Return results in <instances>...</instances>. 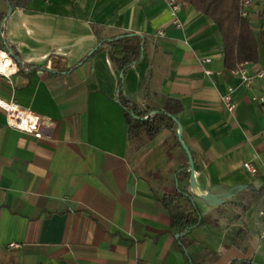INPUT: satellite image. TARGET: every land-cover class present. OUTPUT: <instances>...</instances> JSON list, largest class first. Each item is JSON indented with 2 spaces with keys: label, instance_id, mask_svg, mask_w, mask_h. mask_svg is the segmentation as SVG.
<instances>
[{
  "label": "crops",
  "instance_id": "obj_1",
  "mask_svg": "<svg viewBox=\"0 0 264 264\" xmlns=\"http://www.w3.org/2000/svg\"><path fill=\"white\" fill-rule=\"evenodd\" d=\"M180 4L179 27L168 0H0V52L9 55L8 42L32 67L7 57L19 71L0 75V100L57 124L51 139L34 141L9 128L0 108V264H189L162 202L177 177L211 218L187 236L218 256L206 264H264V111L253 100L264 97V80L244 88L225 66L218 27ZM258 15L262 29L251 28L260 36V6ZM127 33L144 35L146 51L121 100L179 101L195 187L172 131L130 146L116 100L122 74L107 51L83 63L101 40ZM246 68H264V48ZM229 89L234 113L223 104Z\"/></svg>",
  "mask_w": 264,
  "mask_h": 264
},
{
  "label": "trees",
  "instance_id": "obj_2",
  "mask_svg": "<svg viewBox=\"0 0 264 264\" xmlns=\"http://www.w3.org/2000/svg\"><path fill=\"white\" fill-rule=\"evenodd\" d=\"M190 5L205 17L209 18L218 27L224 45L225 66L230 71L240 70L243 64H257L260 59V50L264 48V33L257 36L248 21L240 15V0H179ZM11 7L14 4L11 1ZM7 52L24 70L32 69L23 63L20 55L14 48L5 42ZM106 50L110 60L121 71L119 89L116 100L124 110L128 125V139L133 149H141L148 141L156 138L165 130L172 131L176 136L179 130L177 114L182 107L179 101L171 97L155 96L161 99V104L148 106L135 104L132 99L121 100L122 85L127 71L139 64L146 51V37L139 34H123L111 39L101 40L83 60L87 62L94 55ZM148 92L145 83L141 89ZM143 91V92H144ZM186 171H189V160L186 159ZM187 176V174L185 175ZM177 188L173 194L165 195L162 202L170 213L172 231L175 233L189 264L213 263L218 259L203 246L187 238L195 228L205 226L211 222L210 217L202 216L191 191L181 189L180 178L177 177ZM204 255L200 260L191 254L192 249ZM232 264H258L253 260L236 261Z\"/></svg>",
  "mask_w": 264,
  "mask_h": 264
},
{
  "label": "built area",
  "instance_id": "obj_3",
  "mask_svg": "<svg viewBox=\"0 0 264 264\" xmlns=\"http://www.w3.org/2000/svg\"><path fill=\"white\" fill-rule=\"evenodd\" d=\"M168 6L175 18V23L177 26H181L177 20V14L181 10V4L179 0H168ZM259 6L262 10V20L264 21V0H240V15L243 19L248 21L254 30H261L262 25L257 16L259 11ZM163 35V33H161ZM1 53V52H0ZM0 55V75L5 77H10L11 75L19 71L18 68L12 66L10 55L4 54ZM210 60H206L209 62ZM248 63L243 64L240 70H236L233 73L241 79V85L244 88H252L256 82L264 80V68L258 70L257 72L251 74L246 66ZM5 70V71H4ZM208 75L211 74L210 71L206 72ZM234 89H229L227 95L223 97V104L225 108L230 112L234 113L236 106L233 102ZM253 100L258 103L260 109L264 111V97L255 96ZM0 108L6 113L7 125L9 128L17 131L24 138L29 137L31 140L38 141L39 139H51L57 129V124L50 119H46L32 111L23 109L19 107L13 101L5 102L0 100ZM245 169L251 174L256 175L257 170L251 163H246L244 165ZM15 245H12L14 247Z\"/></svg>",
  "mask_w": 264,
  "mask_h": 264
},
{
  "label": "water",
  "instance_id": "obj_4",
  "mask_svg": "<svg viewBox=\"0 0 264 264\" xmlns=\"http://www.w3.org/2000/svg\"><path fill=\"white\" fill-rule=\"evenodd\" d=\"M12 13H13V9L10 8L9 12H8V16H10ZM177 137H178L179 143L181 144L183 150L185 151V153H186V155L188 157V160H189V171H190V177H191V181H192V187H195L196 182H195L194 160H193L192 154H191L188 146L185 144V142L182 139L180 125H179V130H178V133H177Z\"/></svg>",
  "mask_w": 264,
  "mask_h": 264
},
{
  "label": "bare ground",
  "instance_id": "obj_5",
  "mask_svg": "<svg viewBox=\"0 0 264 264\" xmlns=\"http://www.w3.org/2000/svg\"><path fill=\"white\" fill-rule=\"evenodd\" d=\"M0 55H1V56H4V55H2L1 53H0ZM4 71H5V70H4Z\"/></svg>",
  "mask_w": 264,
  "mask_h": 264
}]
</instances>
